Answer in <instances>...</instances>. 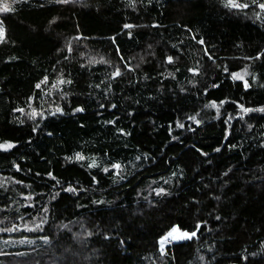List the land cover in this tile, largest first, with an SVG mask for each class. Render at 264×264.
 Listing matches in <instances>:
<instances>
[{"label": "trees", "instance_id": "1", "mask_svg": "<svg viewBox=\"0 0 264 264\" xmlns=\"http://www.w3.org/2000/svg\"><path fill=\"white\" fill-rule=\"evenodd\" d=\"M11 6L0 13V142L16 146L0 150V228L16 230L0 231V264H264V112L238 115L240 104L264 107V13L224 0ZM70 44L82 51L72 62ZM62 70L72 83L51 115L41 82ZM245 71L248 88L231 77ZM213 100L228 101L219 118L205 108ZM33 108L43 114L30 118ZM197 113L200 125L188 119ZM197 223L161 253L172 226Z\"/></svg>", "mask_w": 264, "mask_h": 264}, {"label": "snow or ice", "instance_id": "2", "mask_svg": "<svg viewBox=\"0 0 264 264\" xmlns=\"http://www.w3.org/2000/svg\"><path fill=\"white\" fill-rule=\"evenodd\" d=\"M15 2H17V0H13V3H15ZM55 2L56 3H61V4H67V3L73 2V0H55ZM149 2H151V0H149ZM131 3H132V6H135V0H131ZM224 6L228 7V8H232V9H237V10H244V9L249 8L250 6L257 7L260 10L259 12H257V17L258 18L260 17L261 13H264V2H259V0H252V5H249L247 3H240L239 0H224ZM14 10L15 9L8 2L0 3V13H10V12H13ZM124 27L125 28H130L132 26L128 25V24H125ZM5 32H6V30L4 28L3 21H0V42H3V40L5 39ZM193 38H195V37H193ZM198 42L200 44H202V45L204 44L203 39L199 40ZM69 51H71V47L70 46H69ZM204 51H205V54H207V48H205ZM260 55H264V53H261ZM121 59H123V58L121 57ZM209 59H212V57L209 56ZM249 59H251V58H249ZM256 59H259V55L256 57ZM167 61L169 63H171L173 61V58L171 56H169V57H167ZM100 62L108 63V61L103 60V58H101L100 61H95V60H91L90 61V63H100ZM127 67H128V70H130V71L133 70V69H131L130 66H127ZM189 71H193L195 73H198L199 69L198 68H194V69H189ZM224 71L227 72L228 69L225 67ZM121 74L122 73H121L120 68L116 67L115 70L111 73V77L110 78L119 77V76H121ZM246 75H248L247 71H245L243 74L236 73V72L231 73V77H232L233 80L242 81L243 82V86L245 88H248L249 84H248V81L245 79ZM47 79L48 78L45 77L44 81H42L41 83L46 82ZM41 83H38L36 85V88H40L41 87ZM64 83L71 84L72 81L71 80H64V79H59L57 81V84H61L62 85ZM56 86H57L56 84L53 85V87H56ZM97 87H99V85H97ZM212 87H214V88L215 87H219V85H212ZM227 102H228L227 100H221L219 102V104H218L216 101L213 100V101H210L208 104H206L205 108H213V109H215L216 113H217V118H219L221 106L223 104L227 103ZM101 107H104V105H101ZM111 107L115 108L116 105L113 104V105H111ZM238 107L240 109L238 115H239V117L241 119H243L245 114H248V113H251V112H264V107L249 108V107H245L243 104H240ZM84 110L85 109L83 107H80V108L74 109L73 111L74 112H83ZM17 111L23 112L24 109H17ZM42 114H43L42 112H38L35 108H33L31 113L29 114V116H30V118L35 119L37 116L42 115ZM50 114L51 115L63 114V109L60 108L59 106H57L55 108V111L50 113ZM198 115L199 114L197 113V115L189 116L188 119L193 121L195 124L200 125L202 123V121L197 118ZM233 118L234 117L232 116V114H230V113L227 114V121H225V123H227L228 121L232 120ZM21 123H23V121H21ZM106 123L113 124V123H115V121L110 120V121H107ZM177 127L183 128L184 125L181 124V123H178ZM35 130L36 129L34 128L33 131H35ZM119 131L123 135H128L129 134V133L125 132L124 129H119ZM49 135H51V133H49ZM226 137H227V134H226ZM172 139L175 140V139H177V137H172ZM15 146H16L15 143H13L12 141L0 142V150H3V151H8V150L14 148ZM214 151L219 152V151H221V149L220 148H216V149H214ZM202 155L207 156L208 153L202 152ZM146 157H147V154H145V158ZM67 159H72V158H67ZM74 159L76 161H84V160H86L88 158H86L81 153H76ZM136 159L139 160V159H141V157L137 156ZM88 166L90 168H94V167H99V164L97 163V161L95 159H92L91 163ZM122 167H123V165H121L120 163H112L111 164V168L117 170L118 174H119V170ZM17 170H19V166L18 165H17ZM103 171L104 172H108L109 168L108 167H104ZM175 175H176V173H173V176H175ZM48 176L52 177V179H54V180L56 179L51 172L48 173ZM93 179H95V178H93ZM57 183H58V181H57ZM64 190L67 191V192H71V193L77 192V188L72 187V186H69L67 189H64ZM154 191L156 192L157 196H163V195L167 194V191L164 188L155 189ZM53 198H55V197H53ZM28 199H31V197L29 196ZM100 203H102V202H100ZM217 219H219V217H217ZM200 227H201V224L197 223L195 225V230L187 231V230H182L180 228V226H178V225L172 226L163 236L160 237L159 245H160L161 253L163 254V252H164V248H165L166 242L179 241V240H190V239H192L193 237H195L197 235V231L200 229ZM15 230H16V226L15 225H13L12 228H0V231H15ZM88 235H91V233H88ZM44 240L47 241L48 237H44Z\"/></svg>", "mask_w": 264, "mask_h": 264}, {"label": "rangeland", "instance_id": "3", "mask_svg": "<svg viewBox=\"0 0 264 264\" xmlns=\"http://www.w3.org/2000/svg\"><path fill=\"white\" fill-rule=\"evenodd\" d=\"M73 1H82V0H73ZM3 2H8L10 5L13 4V0H0V3H3ZM69 46L71 47V51H69ZM67 48V52H68V59L67 60H70L72 62V57H74L75 55V52H80L82 53L81 50H77L76 48H74V46H72V44L66 46ZM89 61V60H88ZM88 61H85V63H87ZM114 70H106L105 73H103L97 81H95V87L97 90H101V91H105L106 89H109L110 86L113 84V82L115 81L116 78H110L111 77V73L113 72ZM65 76H64V73H63V70L60 71V73L56 76V78L54 79L55 81L53 83H49V82H44L42 84V87L45 88L46 93H45V100L47 102V106L49 108H55L56 106H58L59 102L61 99L65 98L67 95H66V89H65V83L64 84H57V81L59 79H64L65 80ZM56 84L57 86L56 87H53V85ZM97 85H99V87H97ZM181 241V240H179ZM172 242H175V241H171V242H166L165 244V248H164V252L163 253H166V250H167V246L168 244L172 243ZM161 251V250H160Z\"/></svg>", "mask_w": 264, "mask_h": 264}]
</instances>
